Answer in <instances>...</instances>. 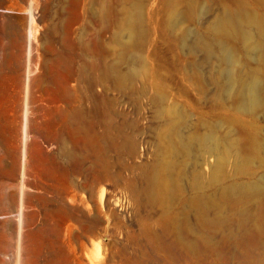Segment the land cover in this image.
Returning <instances> with one entry per match:
<instances>
[{"label":"rangeland","instance_id":"obj_1","mask_svg":"<svg viewBox=\"0 0 264 264\" xmlns=\"http://www.w3.org/2000/svg\"><path fill=\"white\" fill-rule=\"evenodd\" d=\"M263 44L264 0H0V210L24 192L26 219L19 238L0 220V264L263 259L257 232L242 239L240 201L219 205L221 228L203 226L196 203L218 204L228 179L264 174L249 137L264 142V111L221 101L218 60L222 48L236 55L238 81L257 74L263 100ZM168 120L182 124L183 157L168 146ZM212 128L237 141L229 156L192 143Z\"/></svg>","mask_w":264,"mask_h":264},{"label":"bare ground","instance_id":"obj_2","mask_svg":"<svg viewBox=\"0 0 264 264\" xmlns=\"http://www.w3.org/2000/svg\"><path fill=\"white\" fill-rule=\"evenodd\" d=\"M30 21H32V20H30ZM230 22H232L233 23V27H234V32H240V34H241V32H242V34H244V37L247 39V41L248 40H250V34H249V30L248 31H246L248 28H246V30H245V27L243 26V23H242V21L240 20V19H230ZM31 24V23H30ZM31 26V25H30ZM241 27H243L244 28V30L242 31V29H241ZM186 33V32H185ZM239 34V35H240ZM30 36H31V28L29 27V30H28V37L30 38ZM254 36V35H253ZM243 37V36H242ZM252 40H254L253 38H252ZM253 43H255V41H252ZM252 42H250V41H248V44L249 43H252ZM259 42V41H258ZM258 42H257V40H256V43L258 44ZM263 43V42H262ZM242 45H245V44H243L242 43ZM249 45H251V44H249ZM264 45V44H263ZM256 46V45H255ZM258 46V45H257ZM256 46V47H257ZM245 47H246V45H245ZM251 47V46H250ZM264 47V46H263ZM252 48H254V47H252ZM261 48V47H260ZM245 49V48H244ZM264 49V48H263ZM248 50V49H247ZM252 50H254V49H252ZM256 50V49H255ZM218 51V50H217ZM250 51H251V49H250ZM235 52V51H234ZM254 52V51H253ZM262 52H264V51H262ZM217 53V52H216ZM257 53V52H256ZM234 55V54H233ZM233 55H232V53L230 52V50H227V49H225V48H222L221 50H220V54H219V59L218 60H221L223 63H224V68H223V70L221 71L220 70V72L221 73H219L222 77L221 78H223L224 79V83L222 84V86H221V89H219V91L220 90H222V91H220L221 92V95H223L222 96V98H220L221 99V101H222V99H223V101L225 100V103H226V101L228 100H231V101H234V103L235 102H238L237 103V106H238V109H239V111H240V113L242 112L243 114H247V115H253V114H255L256 113V111L258 110V111H260L261 109H263V111H264V102H263V100H262V96H261V91H262V89L261 88H263V86H261V83L259 82L260 81V79H259V81H258V79H257V74L255 75V76H253L251 73H249V75H252L251 77H249V75L247 76V73H246V75H244V76H246V77H249V79L248 80H246V78H245V80L246 81H242L243 79H241V81L242 82H240V81H238L239 79H237V74L240 72H237L236 73V64L239 62H237V63H235V61H237L238 59H236L235 58V56L233 57ZM256 55V54H255ZM263 54L261 53V55H259V56H262ZM264 56V55H263ZM86 57H87V55L85 54V53H82V55H81V59L85 62L86 61ZM237 57V56H236ZM258 57V56H257ZM256 57V58H257ZM234 58L236 59L235 61H234ZM253 59V58H252ZM262 59H264V58H262ZM257 60H258V58H257ZM260 60V59H259ZM262 61V60H261ZM264 61V60H263ZM218 62V61H217ZM220 62V61H219ZM222 63V64H223ZM221 65V64H220ZM239 65V64H238ZM237 65V66H238ZM222 66V67H223ZM240 66V65H239ZM238 69H239V67H238ZM132 71H134V70H132ZM84 72V63H82V68H81V73H83ZM113 73V72H112ZM241 73V72H240ZM114 74V73H113ZM116 74V73H115ZM138 74V73H137ZM241 76H242V74H241ZM240 77V76H239ZM259 77V76H258ZM244 78V77H243ZM260 78H261V76H260ZM262 79V78H261ZM222 80V79H221ZM240 82V83H239ZM221 84V83H220ZM159 87V86H158ZM154 88H155V86H154ZM157 89H159V88H157ZM159 90H161V89H159ZM163 90V89H162ZM162 90H161V92H162ZM183 90V89H182ZM65 91H67V92H70L69 91V89H66ZM217 91H218V88H217ZM181 92V91H180ZM154 93H155V89H154ZM160 92H157V95L155 96V94L153 95V96H155L154 98H155V100H157V104H156V107H157V105H158V107L159 108H157L158 109V111L156 112L157 114L156 115H163V110L166 112V110H165V108L163 109V107L161 108V105H162V101H163V99L161 98L162 97V95H161V93L159 94ZM185 93V92H184ZM223 93V94H222ZM164 94V93H163ZM183 94V93H182ZM218 95V94H217ZM221 95H219L220 97H221ZM165 97V96H164ZM153 98V97H152ZM166 98H167V95H166ZM165 100V99H164ZM178 101V100H177ZM227 101V102H228ZM230 101V102H231ZM154 102V101H153ZM179 103V102H178ZM229 103V102H228ZM181 104V103H180ZM155 106V105H154ZM222 106V105H221ZM224 106V105H223ZM222 106V107H223ZM237 106H236V108H237ZM155 107V108H156ZM164 107H165V105H164ZM168 107V106H167ZM166 107V108H167ZM174 106H172L170 109H168V111L170 110L171 111V109L173 110V111H175V113L174 112H171V113H169L168 112V117L170 118V116L171 115H173L175 118H176V113L178 112V113H182V111H176L175 110V108H173ZM178 107H179V105H178ZM231 107V106H230ZM234 108H235V106H234ZM261 108V109H260ZM177 109V108H176ZM180 109V108H179ZM183 109V108H182ZM224 109V108H223ZM260 109V110H259ZM257 111V112H258ZM262 111V110H261ZM260 111V112H261ZM259 112V113H260ZM174 113V114H173ZM264 113V112H263ZM171 114V115H170ZM226 114V113H225ZM256 114H258V113H256ZM255 114V115H256ZM161 115V116H162ZM170 115V116H169ZM176 115V116H175ZM172 116V117H173ZM181 115H178V117L177 118H179ZM185 116V115H184ZM220 116V115H219ZM226 116V115H225ZM224 116V117H225ZM254 116V115H253ZM248 117H251V116H248ZM186 118V117H185ZM238 118L239 117H237V120H238ZM168 119V118H167ZM200 119V118H199ZM179 120V119H178ZM223 120H225V119H223ZM235 120V119H234ZM174 121V120H173ZM173 121H171V120H168V124H169V127H168V131H170L169 132V136H167L166 138V141H168V146L169 147H171L172 149H173V151H175V154L173 155V154H171V156L173 155L174 157H175V155H177V156H184V155H182L180 152H181V150L180 149H177V150H179L180 152H177V154H176V146H179L180 148L181 147H187L188 146V143H187V141H186V143H185V139L184 138H182V134L180 133V129L179 128H182V124H180V127H179V125H178V123H176V121H174L176 124H175V126H172V122ZM198 121V120H197ZM230 121V120H229ZM233 121V120H232ZM238 121H240V120H238ZM183 122V121H182ZM186 122V121H185ZM184 124V123H183ZM199 124V123H198ZM197 125V124H196ZM201 125V124H200ZM186 126V125H185ZM198 126V125H197ZM213 129V128H212ZM199 130V129H198ZM197 130V131H198ZM255 130V129H254ZM211 131V133H208V134H204L203 135V137H199V135H197L199 138L198 139H196V138H192V137H190L191 139H192V143L194 144L195 143V145L197 144V146H198V144H199V147L201 148L202 146H205V148H207L208 150H213V151H217L218 150V148H219V150L220 151H218V152H220L221 153V150H222V152H224V156H229L230 155V149H234V147H236V145H237V141L234 143V141H230L229 139L230 138H225L224 140L225 141H223V139H221L217 134H216V130L214 131V129L213 130H210ZM215 132L214 134H213V132ZM259 131V130H258ZM247 132H248V130H247ZM246 132V133H247ZM254 132V131H253ZM253 132H251V133H253ZM207 133V132H206ZM260 133V132H259ZM181 134V135H180ZM257 134L258 133H253V134H250V138L251 139H253V140H251L252 142H254V143H251L253 146H254V153H256L255 154V158L257 159V161H256V159L254 158V161H256V162H260V165H261V168H262V170H263V173H264V142L263 143H259L257 140H259L258 138L260 137V140L262 139L261 138V136H259L258 138H257ZM215 135H217L218 137H216ZM174 138V139H173ZM190 138H188V139H190ZM194 140H196V141H198L197 143H196V141L194 142ZM263 140H264V138H263ZM262 140V141H263ZM190 141V140H189ZM188 141V142H189ZM191 142V141H190ZM190 144V143H189ZM239 144V143H238ZM248 145H250V144H248ZM247 145V146H248ZM251 145V146H252ZM167 146V147H168ZM239 145H237V147H238ZM247 146H244L245 148L247 147ZM251 146H249V147H251ZM252 146V147H253ZM168 147V148H169ZM251 147V148H252ZM175 148V149H174ZM199 148V149H200ZM223 148H224V150H223ZM243 148V147H242ZM182 149V148H181ZM185 149V148H184ZM214 149H217V150H214ZM238 149V148H237ZM185 150H187V148L185 149ZM207 150V151H208ZM170 151V150H169ZM172 150H171V152H173ZM188 151V150H187ZM187 151H186V153H187ZM211 151H209V152H211ZM239 151V152H238ZM238 151H236L235 152V154H234V156L235 157H237V158H241V159H243V154H242V152L240 153V150H238ZM256 151V152H255ZM263 152V157H259L258 156V154L257 153H259V152ZM170 152V153H171ZM190 152V151H189ZM261 152H260V154L259 155H261ZM185 153V152H184ZM223 154V153H222ZM240 154H242V156L240 155ZM249 154V156L252 154H250V153H248ZM221 154H219V157H220V160H221V158H222V156H220ZM173 156L171 157V161L172 160H175V159H172L173 158ZM231 157V156H230ZM224 158V157H223ZM222 158V159H223ZM226 158V157H225ZM224 158V159H225ZM246 158H249L248 156L247 157H245V159ZM251 158V159H250ZM250 158H249V160H252V155L250 156ZM244 159V160H245ZM219 160V159H218ZM217 160V161H218ZM220 160H219V162H220ZM227 160V159H226ZM225 161V160H224ZM246 161V160H245ZM174 162V161H173ZM221 162H222V164L224 163L222 160H221ZM227 162H225V164H226ZM247 164H250V162L248 163V162H246ZM252 163V162H251ZM217 164H219V163H217ZM216 164V165H217ZM219 167H221V166H219ZM246 168V167H245ZM246 169H248V168H246ZM246 169H240V174H247V170ZM219 170V169H218ZM248 174H249V177H248V179H246V181H244V182H238V183H234V182H230V184H228L229 183V181H231V179H228L229 181H228V183H227V185H225L224 187H220L219 189H222V190H220L221 191V197H220V199H219V201L220 202H217L218 204H216V202H213V201H211V202H208V200H204V196H205V194H203L204 196H201V197H198L197 199V202L196 203H198V205L197 206H199V210H198V212L200 213V217L199 218H201V220H200V222L202 223V225L203 226H207V228L208 227H215V228H221L222 227V225L224 224V219L222 218V210H221V208H220V206L219 205H221V204H230V201L232 202V205H234L237 201H240V203H241V214H240V216H239V218H240V220L238 221V227L241 229V230H243L244 232H245V234H244V236L242 237V239H248V237H249V234L248 233H252L251 231H253L254 230V232H257L258 233V235H257V238H258V240H257V245H258V247H263L264 248V174H262V176L259 178H255V177H253V175L251 176V174L252 173H249L248 172ZM180 178H181V173H180V176H179ZM221 177V176H220ZM219 176H218V178H220ZM227 180V179H226ZM181 181V180H180ZM226 183V182H225ZM168 187H166V189H167ZM165 189V190H166ZM216 189V188H215ZM217 189H218V186H217ZM207 196V195H206ZM234 199H236V201L234 200ZM234 201V202H233ZM213 202V203H212ZM195 205V206H196ZM210 207H216L217 208V213H216V215L214 216V218L213 219H208L209 218V215H208V211H209V209H211ZM250 264H264V258L263 259H259V260H257V261H252V262H250Z\"/></svg>","mask_w":264,"mask_h":264},{"label":"crops","instance_id":"obj_3","mask_svg":"<svg viewBox=\"0 0 264 264\" xmlns=\"http://www.w3.org/2000/svg\"><path fill=\"white\" fill-rule=\"evenodd\" d=\"M23 195L24 192H19L14 199L13 194L11 193L10 197L5 200L4 208L0 210V220H7L15 225V230L13 231L16 233V238H19L26 230L25 203ZM14 232L9 236L11 242H13L15 238Z\"/></svg>","mask_w":264,"mask_h":264}]
</instances>
